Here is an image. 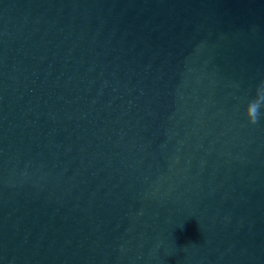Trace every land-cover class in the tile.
I'll use <instances>...</instances> for the list:
<instances>
[{
    "label": "water",
    "instance_id": "95a60500",
    "mask_svg": "<svg viewBox=\"0 0 264 264\" xmlns=\"http://www.w3.org/2000/svg\"><path fill=\"white\" fill-rule=\"evenodd\" d=\"M262 81L264 0H0V264H264Z\"/></svg>",
    "mask_w": 264,
    "mask_h": 264
},
{
    "label": "clouds",
    "instance_id": "9594fccd",
    "mask_svg": "<svg viewBox=\"0 0 264 264\" xmlns=\"http://www.w3.org/2000/svg\"><path fill=\"white\" fill-rule=\"evenodd\" d=\"M260 89H264V81L261 82V85L257 90H260ZM259 99L261 101H264V97H259ZM261 106L262 104L256 102V100H253L248 103L246 110H245V115H246V118L249 124L254 125L258 123L260 116H261V113H260Z\"/></svg>",
    "mask_w": 264,
    "mask_h": 264
}]
</instances>
